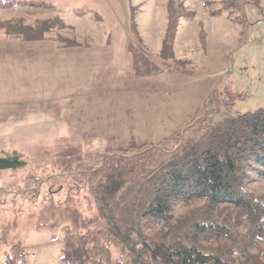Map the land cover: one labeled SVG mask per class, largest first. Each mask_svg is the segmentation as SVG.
<instances>
[{"label":"rangeland","instance_id":"374dc122","mask_svg":"<svg viewBox=\"0 0 264 264\" xmlns=\"http://www.w3.org/2000/svg\"><path fill=\"white\" fill-rule=\"evenodd\" d=\"M168 3L0 0V155L16 151L27 162L0 171V264L12 246L29 248L27 264H59L64 223L40 213L47 202L18 194L28 176L39 191L52 162L158 146L198 110L215 121L223 110L264 108V1L229 19L211 17L199 0H172L184 16L171 55L161 52ZM214 93L228 99L220 112ZM252 177L247 189L263 195L264 175ZM141 186L123 196L120 218ZM200 204L176 206L174 217ZM159 228L142 224L147 235ZM250 253L264 260V241Z\"/></svg>","mask_w":264,"mask_h":264},{"label":"trees","instance_id":"16d2710c","mask_svg":"<svg viewBox=\"0 0 264 264\" xmlns=\"http://www.w3.org/2000/svg\"><path fill=\"white\" fill-rule=\"evenodd\" d=\"M199 1L211 17L230 19L264 0ZM171 2L161 45L169 55L184 16ZM212 95L216 100L210 96L209 102L220 112L228 99ZM221 112L212 121L215 112L198 110L184 132L158 146L52 162L53 172L37 182L39 191L28 176L18 194L30 203L47 202L40 213L64 223L59 264H264L250 253L264 241V194L247 189L252 174L264 175V108L238 116ZM26 166L16 151L0 155V171ZM136 181L144 186L120 218L123 196ZM198 203L174 217L176 206ZM142 224L160 228L147 235ZM29 254L28 247L12 246L2 264H27Z\"/></svg>","mask_w":264,"mask_h":264},{"label":"water","instance_id":"95a60500","mask_svg":"<svg viewBox=\"0 0 264 264\" xmlns=\"http://www.w3.org/2000/svg\"><path fill=\"white\" fill-rule=\"evenodd\" d=\"M184 132V131H183Z\"/></svg>","mask_w":264,"mask_h":264}]
</instances>
